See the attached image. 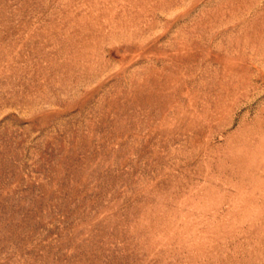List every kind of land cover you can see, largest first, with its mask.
I'll use <instances>...</instances> for the list:
<instances>
[{"label":"rangeland","instance_id":"374dc122","mask_svg":"<svg viewBox=\"0 0 264 264\" xmlns=\"http://www.w3.org/2000/svg\"><path fill=\"white\" fill-rule=\"evenodd\" d=\"M0 264H264V0H0Z\"/></svg>","mask_w":264,"mask_h":264}]
</instances>
